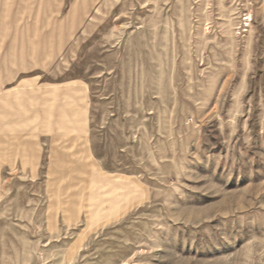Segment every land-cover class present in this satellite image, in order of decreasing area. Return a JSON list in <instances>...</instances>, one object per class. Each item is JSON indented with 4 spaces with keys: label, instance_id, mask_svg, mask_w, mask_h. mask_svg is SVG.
<instances>
[{
    "label": "rangeland",
    "instance_id": "obj_1",
    "mask_svg": "<svg viewBox=\"0 0 264 264\" xmlns=\"http://www.w3.org/2000/svg\"><path fill=\"white\" fill-rule=\"evenodd\" d=\"M6 2L58 96L0 146V264H264V0Z\"/></svg>",
    "mask_w": 264,
    "mask_h": 264
},
{
    "label": "crops",
    "instance_id": "obj_2",
    "mask_svg": "<svg viewBox=\"0 0 264 264\" xmlns=\"http://www.w3.org/2000/svg\"><path fill=\"white\" fill-rule=\"evenodd\" d=\"M37 9H47L51 8V5H39L37 4ZM41 6V7H40ZM34 5L28 4L23 7H18L17 5L13 4L12 2H6L0 4V18L3 21L2 29L0 32V146L5 147V149L1 150L3 153H16L17 146H18V123H19V115H18V105H19V94H24L25 91L21 90H31L33 91V103L39 107L35 111V114L40 109V106L43 102L49 100L50 96H58V93H51L49 89V85H46L40 79V75L38 76H25L27 74L33 73L36 70H40L39 67H33V65H29L30 62L28 58H33L34 56H40L41 58L44 57V42H48L50 40V34L47 33L48 24H49V13H45L42 16L44 18L38 19L37 25L35 26L31 34H17L12 33L11 25L8 24L6 21L9 19L11 20L13 16H19V13H12L14 9H33ZM18 41L29 42L32 43L30 45V50H20L18 49ZM36 43H40L41 54L34 55L32 50L34 49V45ZM20 59V60H19ZM37 84V88L35 85ZM62 85H56L53 90H60ZM20 90V92H19ZM27 92H25V95ZM58 98L59 97H54ZM53 98V99H54ZM29 99V98H28ZM57 99V100H58ZM30 100V99H29ZM65 112H66V105H65ZM25 122V121H24ZM66 126V113L65 117L62 120L61 128L63 130L64 136L66 133L65 130ZM36 129V128H34ZM76 132V131H75ZM76 135L80 137L81 134L79 132ZM31 138H39V134L29 135ZM36 141H33V143ZM36 145V143H34ZM13 148V149H12ZM57 153H55L56 155ZM121 180L124 182H128L127 179L122 178ZM129 183L126 185L128 186ZM124 199H120L117 203V207L115 209L114 205L109 207L107 210V214H89V221L88 225L91 228H96L100 225H103L110 220H113L115 216L118 214L120 205L123 203ZM110 203H114V200L111 199ZM94 216V217H93ZM100 219V222H97Z\"/></svg>",
    "mask_w": 264,
    "mask_h": 264
}]
</instances>
